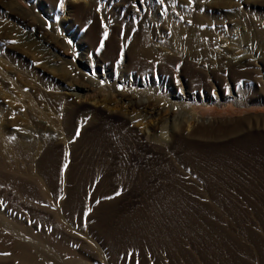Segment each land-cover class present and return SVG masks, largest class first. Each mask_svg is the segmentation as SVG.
Returning a JSON list of instances; mask_svg holds the SVG:
<instances>
[{
	"label": "rangeland",
	"instance_id": "374dc122",
	"mask_svg": "<svg viewBox=\"0 0 264 264\" xmlns=\"http://www.w3.org/2000/svg\"><path fill=\"white\" fill-rule=\"evenodd\" d=\"M0 133V264H264V0H0Z\"/></svg>",
	"mask_w": 264,
	"mask_h": 264
},
{
	"label": "bare ground",
	"instance_id": "6f19581e",
	"mask_svg": "<svg viewBox=\"0 0 264 264\" xmlns=\"http://www.w3.org/2000/svg\"><path fill=\"white\" fill-rule=\"evenodd\" d=\"M176 30H178V29H176ZM178 35L181 37V36H185V34L187 35V33H184L183 31H182V29L179 31L178 30ZM205 35H207L206 33H204ZM177 35V36H178ZM176 36V35H175ZM188 37H187V42L189 43V44H200L201 42H203V40H204V35H203V33L202 32H200V31H193V32H189V34L187 35ZM208 37V36H207ZM209 38V37H208ZM175 39H177V38H175ZM179 39V38H178ZM210 40V39H209ZM178 41V40H177ZM177 41H176V43H177ZM238 45L240 46L241 45V43H240V41L238 42ZM147 58L149 57V56H146ZM147 58H144L145 60L144 61H148V59ZM141 61V60H140ZM156 63V62H155ZM178 63H179V60L177 59V58H164V60H163V62L162 63H159V64H156V66H157V68H158V71H160L162 74H164V73H167L168 71H169V69L170 68H172V66H175V65H178ZM149 67H147V66H142V68H141V73H143V71H147V70H149L148 69ZM198 73V75H199V73L200 72H198V71H195L194 73ZM241 75V74H240ZM203 77V76H202ZM204 79H206V78H204L203 77V80ZM199 80V79H198ZM197 81V80H196ZM205 82L207 81V79L206 80H204ZM194 82H195V80H194ZM198 82V81H197ZM198 83H200V82H198ZM202 83V82H201ZM204 84V83H203ZM207 86V85H206ZM195 88H196V85H195ZM197 89V88H196ZM72 91H73V93L75 92H77V89H73L72 88ZM79 93L80 92H77V94L76 95H78L79 96ZM142 102V101H141ZM170 105V104H169ZM172 105V104H171ZM173 106V105H172ZM172 108V107H171ZM179 110V112L180 111H182V110H180V109H178ZM193 116V115H192ZM188 117V116H187ZM73 118V113H69V118L67 119V121H66V125L68 126H70V127H72V119ZM79 118H81V116L80 115H78L77 116V119H79ZM75 120H76V118H75ZM132 120V119H131ZM77 122V121H76ZM76 122L74 123V127H75V125H76ZM184 131V129H182V132ZM4 132V131H3ZM181 132V133H182ZM198 133H199V131H198ZM197 133V134H198ZM174 137H175V133H174V131L171 133ZM0 135H1V133H0ZM23 134H21V136H22ZM171 135V136H172ZM195 135H196V133H195ZM152 136V139L150 140L151 142H153L154 143V145H156V146H164V149H165V146L166 145H168L167 144V137H168V133H167V131H166V129H165V127H162V132H161V135H151ZM25 137V136H24ZM177 137V136H176ZM1 138H2V136H1ZM22 138V141L21 142H19V144H18V142L17 141H15V142H17V145H20V148L19 149H22V152H24V151H26V152H28V151H30V152H35V151H38V146L40 145L39 144V142L38 141H36L35 140V138L34 137H32V136H28V135H26V139L25 138H23V137H21ZM23 139H24V141H23ZM174 139V138H173ZM12 140V139H11ZM14 140V139H13ZM5 141V140H4ZM182 141V140H181ZM14 142V141H13ZM14 142V143H15ZM6 144V143H5ZM36 153V152H35ZM22 154H25V153H22ZM34 154V153H33ZM29 155V154H28ZM33 181L34 182H36L37 180L34 178L33 179ZM39 182V181H38ZM23 184V183H22ZM21 185V184H20ZM26 185V184H25ZM22 188V187H21ZM25 188V187H24ZM5 223V222H4ZM10 246V245H9ZM17 252H19V251H17ZM14 253V252H13ZM8 260V259H7ZM6 261V260H5ZM4 261V262H5ZM6 263V262H5ZM1 264H3V263H1ZM20 264V263H19ZM83 264H86V263H83Z\"/></svg>",
	"mask_w": 264,
	"mask_h": 264
},
{
	"label": "snow or ice",
	"instance_id": "6c2138e0",
	"mask_svg": "<svg viewBox=\"0 0 264 264\" xmlns=\"http://www.w3.org/2000/svg\"><path fill=\"white\" fill-rule=\"evenodd\" d=\"M107 35V33H105V36ZM77 135H78V133H77Z\"/></svg>",
	"mask_w": 264,
	"mask_h": 264
}]
</instances>
